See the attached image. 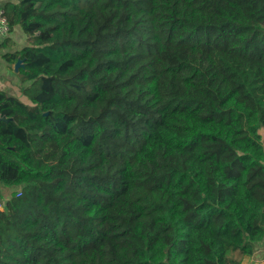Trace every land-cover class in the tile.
<instances>
[{"label": "trees", "instance_id": "trees-1", "mask_svg": "<svg viewBox=\"0 0 264 264\" xmlns=\"http://www.w3.org/2000/svg\"><path fill=\"white\" fill-rule=\"evenodd\" d=\"M0 89V264H241L264 240V0H18ZM8 39L0 50L12 46ZM11 118V120H7Z\"/></svg>", "mask_w": 264, "mask_h": 264}, {"label": "crops", "instance_id": "crops-1", "mask_svg": "<svg viewBox=\"0 0 264 264\" xmlns=\"http://www.w3.org/2000/svg\"><path fill=\"white\" fill-rule=\"evenodd\" d=\"M8 1L18 0H0V8H4ZM4 37L5 36L0 35V43L10 39L13 41V44L12 46H6L0 50V89L10 95L24 98L21 92V79L19 72L25 64L22 62L20 67H16L17 62L21 60V57L18 56L14 63H10L4 58L3 54L22 49L28 44L27 35L20 25H16L11 28V31L7 37ZM5 190L6 187L0 185V191L3 192ZM0 196H2V193H0ZM241 264H264V240L259 244L257 251L253 255L245 257Z\"/></svg>", "mask_w": 264, "mask_h": 264}, {"label": "built area", "instance_id": "built-area-1", "mask_svg": "<svg viewBox=\"0 0 264 264\" xmlns=\"http://www.w3.org/2000/svg\"><path fill=\"white\" fill-rule=\"evenodd\" d=\"M11 26L9 20L5 14L4 8H0V35L6 36L10 33ZM3 207V203L0 202V209Z\"/></svg>", "mask_w": 264, "mask_h": 264}, {"label": "rangeland", "instance_id": "rangeland-1", "mask_svg": "<svg viewBox=\"0 0 264 264\" xmlns=\"http://www.w3.org/2000/svg\"><path fill=\"white\" fill-rule=\"evenodd\" d=\"M5 37H7V35ZM262 134H263V138H264V130L262 131ZM11 191H12V188L11 189L6 188V190L3 192L0 191V193H2V196H0V202L3 203V200L10 195Z\"/></svg>", "mask_w": 264, "mask_h": 264}, {"label": "water", "instance_id": "water-1", "mask_svg": "<svg viewBox=\"0 0 264 264\" xmlns=\"http://www.w3.org/2000/svg\"><path fill=\"white\" fill-rule=\"evenodd\" d=\"M22 62H24V60L23 59H21V60H19L18 62H17V64H16V67H20L21 66V64H22ZM24 65V64H23ZM0 119H2V118H0ZM7 120H11V118H9V119H7ZM264 130V129H263ZM262 130V131H263ZM261 131V132H262ZM263 135V134H262ZM262 140L264 141V138L262 137Z\"/></svg>", "mask_w": 264, "mask_h": 264}]
</instances>
